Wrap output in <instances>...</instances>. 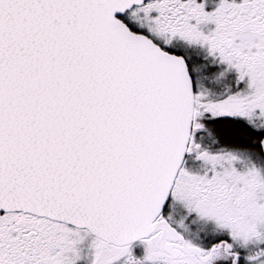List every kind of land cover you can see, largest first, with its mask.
Returning <instances> with one entry per match:
<instances>
[{
	"label": "snow or ice",
	"instance_id": "6c2138e0",
	"mask_svg": "<svg viewBox=\"0 0 264 264\" xmlns=\"http://www.w3.org/2000/svg\"><path fill=\"white\" fill-rule=\"evenodd\" d=\"M0 264H264V0H0Z\"/></svg>",
	"mask_w": 264,
	"mask_h": 264
}]
</instances>
